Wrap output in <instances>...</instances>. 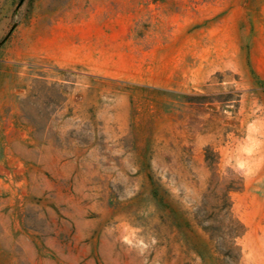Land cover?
I'll return each mask as SVG.
<instances>
[{"label":"rangeland","instance_id":"obj_1","mask_svg":"<svg viewBox=\"0 0 264 264\" xmlns=\"http://www.w3.org/2000/svg\"><path fill=\"white\" fill-rule=\"evenodd\" d=\"M0 264H264V0H0Z\"/></svg>","mask_w":264,"mask_h":264},{"label":"clouds","instance_id":"obj_2","mask_svg":"<svg viewBox=\"0 0 264 264\" xmlns=\"http://www.w3.org/2000/svg\"><path fill=\"white\" fill-rule=\"evenodd\" d=\"M238 169L243 170L246 167V164L244 161H239L237 165Z\"/></svg>","mask_w":264,"mask_h":264}]
</instances>
